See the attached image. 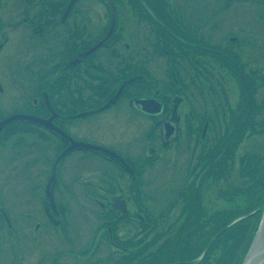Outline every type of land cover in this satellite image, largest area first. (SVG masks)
<instances>
[{
	"label": "flooded vegetation",
	"instance_id": "1",
	"mask_svg": "<svg viewBox=\"0 0 264 264\" xmlns=\"http://www.w3.org/2000/svg\"><path fill=\"white\" fill-rule=\"evenodd\" d=\"M97 1L0 0V122L40 120H14L0 133V154L8 137L16 151L4 158L34 170L26 202L40 199L46 215L16 229L15 243L36 245L16 244L17 264L139 253L156 216H214L215 160L240 172L246 152L262 150L264 0ZM246 1L253 11L235 10ZM44 156V188L55 175L52 193L75 184L81 205L95 204L80 214L102 218L88 237L37 196ZM5 202L0 179V216L28 213Z\"/></svg>",
	"mask_w": 264,
	"mask_h": 264
},
{
	"label": "trees",
	"instance_id": "2",
	"mask_svg": "<svg viewBox=\"0 0 264 264\" xmlns=\"http://www.w3.org/2000/svg\"><path fill=\"white\" fill-rule=\"evenodd\" d=\"M262 128L264 132V124ZM261 144V152L247 151L242 157L239 172L242 180L238 181L239 184L231 181L232 168L230 164L225 167V156L213 162L214 181L219 184L224 179L226 182V186H220L225 189L224 196L228 202L225 209L217 211L214 216H183V223L170 219V216H156L147 238L136 244L144 246L139 253L107 255L85 264H236L241 254L239 250L242 252L250 241L256 212L231 226L228 223L240 214L256 208L260 210L264 204V137ZM200 224L204 226L202 232ZM152 232L155 236L150 239ZM215 236L207 252L197 259ZM214 250H219L220 257H213Z\"/></svg>",
	"mask_w": 264,
	"mask_h": 264
},
{
	"label": "rangeland",
	"instance_id": "3",
	"mask_svg": "<svg viewBox=\"0 0 264 264\" xmlns=\"http://www.w3.org/2000/svg\"><path fill=\"white\" fill-rule=\"evenodd\" d=\"M172 4V0H169ZM182 0H179L178 3L181 4ZM89 2V1H88ZM87 2V3H88ZM91 4H100L102 5L103 2H99L96 0V2H90ZM175 3V2H173ZM239 2L234 3L235 10H237V6H244L245 12L248 13L253 11V8L251 7L253 4L250 1H246L243 4H237ZM20 53L21 49L17 45L12 52L13 57L20 58ZM29 141H27L28 143ZM1 144L4 146L2 147V154H0V179L3 182V187H4V199H5V204L6 208L10 210L14 215L17 213H22L24 211L28 210V213L26 212L22 216H10L12 219V222L18 232L20 234H24L25 231H30V229L33 227L34 221L35 220H41L42 217L44 218L46 215L44 214V211L42 209L41 201L40 199H37L36 202H26V200L29 199V186L31 185V181L33 179V169L30 167H25L24 165H19V164H14L13 160H7L4 158L3 151L8 149L7 156H14L15 151H16V145L15 142L8 141V137H5L4 141L1 142ZM22 149H29V146H25L24 142L21 143L20 147V155L22 159H24V155L22 152ZM51 158V155L48 156V160ZM47 158L44 156L43 162L36 161V170H37V175L39 171V175L36 178V181L39 182L38 188H37V196L42 197L44 196V183H43V175L44 174H49L50 172V167L47 165L46 161ZM35 163V162H34ZM67 166V164H66ZM62 168L61 172H63L66 168ZM71 167V164H70ZM35 169V168H34ZM236 169V168H235ZM68 173V172H66ZM65 173V174H66ZM232 175V182L233 183H238V181H241L242 178L239 174V172L231 173ZM234 180V181H233ZM213 212L214 215L216 214L217 211H221L222 209H225L228 206V202L225 199V196L220 189L221 184H225L224 179L221 180V182L216 183L213 180ZM63 184H60V187H56L53 189L52 198L55 202V205L57 206V211L61 214L64 213L67 218L70 220V230L72 229H78L81 227L83 230L82 234L84 237H88L92 233V229L97 227V225L101 221V216H76L81 213H87V214H94L97 210L95 209V204L94 203H83L81 205V188H78L73 184V189H65L63 188ZM62 191L63 192V199L58 198V192ZM222 195H221V194ZM80 196V198L78 197ZM41 198V199H42ZM59 203V204H58ZM59 206V208H58ZM34 212V215L32 212ZM32 214V215H30ZM28 215V216H27ZM30 216H35L37 218H32ZM175 217L170 216V219ZM81 219V226L80 224L77 223V220ZM173 220V219H172ZM204 220V219H203ZM44 219L42 220V223H44ZM176 221V220H175ZM172 225H175L177 223H171ZM168 229V228H167ZM204 229V226L200 224V231L202 232ZM72 234L70 233V237ZM15 238L12 236V234L9 233V229L6 226L5 222L3 221L2 216H0V264H17L20 259L17 257V253L15 252L16 244L21 245L24 244L26 246H30L33 244V247H36L35 243L30 240L29 237L26 239H21V242L15 243ZM217 248V247H216ZM216 248H214L216 250ZM213 253V257H218L219 250L215 251ZM108 251L100 252L98 254H90L84 253L81 254V264L85 261L92 262L94 260H98L100 258H103V256L107 255ZM28 253V252H27ZM31 256V254H28ZM241 255V254H240ZM17 257V258H16ZM220 257V256H219ZM70 261L76 262L77 258L68 256L67 257ZM27 259V260H25ZM37 259V256L35 257ZM24 264H31L33 261L29 260V258H24ZM73 262V263H74ZM238 264V262L236 263ZM253 264H264V254L260 256L259 259L255 260Z\"/></svg>",
	"mask_w": 264,
	"mask_h": 264
},
{
	"label": "water",
	"instance_id": "4",
	"mask_svg": "<svg viewBox=\"0 0 264 264\" xmlns=\"http://www.w3.org/2000/svg\"><path fill=\"white\" fill-rule=\"evenodd\" d=\"M14 118H20V119H25V120H29V121H40V120L35 119V118L32 117V116L17 115V116H11V117L5 119V120H4V123L7 122V121H9V120H12V119H14ZM41 122L44 123V125H46L47 127H51V128H52V126H48V125H47L48 121H45V122H44V121H41ZM2 125H5V124H2ZM0 127H1V126H0ZM262 219H263V217L261 218V220H260V224H259V227H258V229H257V231H256V233H255V235H254V237H253V240H252V243H251L250 250H249L248 254L251 253L252 249H255V250L259 251L261 248L264 247V233H263V231H261V228H260V227H261V223H262ZM234 221H235V220H234ZM234 221H233V222H234ZM215 238H216V236L212 239V241H213ZM248 254H247V255H248ZM261 255H262V252L260 251V253L257 254V256L254 258L253 261L259 259ZM246 259H247V256H246V258L244 259V261H243L242 264H245ZM253 261H252L251 264H253Z\"/></svg>",
	"mask_w": 264,
	"mask_h": 264
},
{
	"label": "bare ground",
	"instance_id": "5",
	"mask_svg": "<svg viewBox=\"0 0 264 264\" xmlns=\"http://www.w3.org/2000/svg\"><path fill=\"white\" fill-rule=\"evenodd\" d=\"M224 181H225V180H224ZM225 184H226V182H225ZM225 184H222V185H220V186H224ZM225 186H226V185H225ZM220 189H221L222 193L225 194V192H224L225 189H224L223 187H221ZM223 196H224V195H223ZM49 207H50V205H49V204H46V206H45V210L48 211L49 213H52V214H53L55 208L52 209V208H49ZM213 214H214V212H213ZM76 216H80V214H79V215H76ZM233 221H234V219H232V220L228 223V226H231L232 224L236 223L235 221H234V222H233ZM260 228H261V231H263V233H264V213H263V219H262V223H261V227H260ZM154 236H155V234L153 233V234L150 236V239H151V237L153 238ZM248 247H249V244H246V246L244 247V249L242 250V252L239 250V252L241 253V255L239 256L238 264H241L242 259H243V256H244L245 252L247 251ZM260 251L262 252V254H264V247L261 248L259 251L255 250V249H252L251 253L248 255V257H247V259H246V261H245V264H251L252 261L254 260V258L257 256V254L260 253ZM107 255H108V254H107ZM253 262H254V261H253Z\"/></svg>",
	"mask_w": 264,
	"mask_h": 264
}]
</instances>
